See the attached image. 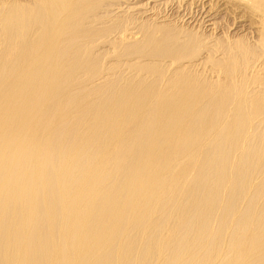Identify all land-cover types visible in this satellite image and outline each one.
I'll use <instances>...</instances> for the list:
<instances>
[{
	"label": "bare ground",
	"instance_id": "obj_1",
	"mask_svg": "<svg viewBox=\"0 0 264 264\" xmlns=\"http://www.w3.org/2000/svg\"><path fill=\"white\" fill-rule=\"evenodd\" d=\"M163 3L0 0V264H264V47Z\"/></svg>",
	"mask_w": 264,
	"mask_h": 264
},
{
	"label": "rangeland",
	"instance_id": "obj_2",
	"mask_svg": "<svg viewBox=\"0 0 264 264\" xmlns=\"http://www.w3.org/2000/svg\"><path fill=\"white\" fill-rule=\"evenodd\" d=\"M206 1L164 0L162 5L155 8V13L168 16L169 18L165 19L166 23L174 24L182 33L198 38L202 43L214 41L217 45L233 46L236 43L245 42L246 46L256 45L257 51L261 45L264 47V42L259 41L264 20L259 22L261 19H259L257 9L240 5L241 3L237 0ZM260 10L258 8V13ZM209 16L215 23L214 27L206 28L205 21ZM204 70L212 71L208 65Z\"/></svg>",
	"mask_w": 264,
	"mask_h": 264
}]
</instances>
